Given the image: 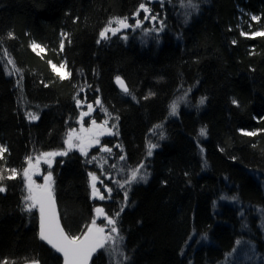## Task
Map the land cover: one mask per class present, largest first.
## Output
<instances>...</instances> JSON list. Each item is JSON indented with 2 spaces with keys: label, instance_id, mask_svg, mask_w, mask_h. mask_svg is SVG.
I'll list each match as a JSON object with an SVG mask.
<instances>
[{
  "label": "trees",
  "instance_id": "1",
  "mask_svg": "<svg viewBox=\"0 0 264 264\" xmlns=\"http://www.w3.org/2000/svg\"><path fill=\"white\" fill-rule=\"evenodd\" d=\"M193 3L0 0V145L8 149L0 173H18L0 182V261L63 264L39 238L37 211H21L20 173L27 157L64 151L53 189L67 233L81 237L100 207L123 237L116 254L103 250L92 264H264V35H252L264 32V0ZM125 16L142 23L100 38L111 18ZM49 61L71 75L60 79ZM86 100L95 112L81 117ZM107 115L117 148L69 149L80 122ZM99 155L129 169L143 164L146 181L131 184L126 200L122 191L94 200L89 173L98 170L88 162Z\"/></svg>",
  "mask_w": 264,
  "mask_h": 264
},
{
  "label": "snow or ice",
  "instance_id": "2",
  "mask_svg": "<svg viewBox=\"0 0 264 264\" xmlns=\"http://www.w3.org/2000/svg\"><path fill=\"white\" fill-rule=\"evenodd\" d=\"M187 6L190 9H196L198 5L193 3V0H187ZM139 10H143L145 13H148L150 9H148L145 5V3H141L139 5ZM153 20L156 19L155 16L151 17ZM128 17H113L111 18L107 25L104 27V29L99 33V36L102 40H107L109 39V33H111L113 36L116 35L121 31V29H126V28H135L139 27L142 23L139 19H137L135 25H130L128 21ZM144 19H149L147 15H145ZM253 20L259 19L256 16L252 17ZM115 24V26H113ZM242 35H247V33H241ZM65 36L67 34H64ZM254 36H262L264 35V32H255L252 33ZM9 38H13V34L9 33L8 34ZM126 39V37H124ZM70 42V41H69ZM98 43L100 42L99 40L97 41ZM235 43V41H233ZM64 45L61 43L60 48L61 50L63 49ZM38 48H40L39 45H37L35 42L32 44V49L33 51H36ZM43 51V49H40ZM4 55L8 56L7 50H4ZM8 64H14V61L11 58H8L7 60ZM49 64L52 66V70L56 72L59 76L60 79H65L66 76H70V73L67 74H62L61 69H64L66 67V64L64 62H61L59 65V68L57 67L56 64H53L51 61H49ZM117 82L121 84L122 89L124 92H128V88L124 85L123 81L121 80L120 77L116 78ZM204 102L203 98H201L200 103L202 104ZM81 101L77 100V104L79 105ZM97 104L100 103V101L97 99L96 101ZM233 103H237L235 100H233ZM89 112L92 111V105H88ZM176 109H177V104L173 102L171 105V114L175 115L176 114ZM89 113L88 112H82L81 117L87 116ZM28 118L30 120H35L38 119V116L34 113H29ZM105 124L107 121L104 122ZM93 126H96V122L93 120L92 121ZM115 127V125H113ZM159 127V126H157ZM90 133L94 132L93 129H88ZM201 135H205L206 131L205 129L200 130ZM246 135H256L255 132H247L245 133ZM104 135V131H97L94 132L93 135L87 138L85 140L84 137H77L79 140V144H73V135L71 132L68 133V139L66 143L69 145V149L72 147H79L80 151L87 155V147L92 146L93 144H99V136ZM156 145H149V150H148V155L150 156L152 154L151 149L155 148ZM105 152H111L110 148L104 147L102 149ZM8 149L4 145H0V160L4 159V153H6ZM67 152H50V153H43L42 155L45 157H54L57 155H66ZM29 162V167L24 168L22 170V173L20 175L23 176L26 187H27V195L23 196V202L24 206L22 207L21 211L31 213L32 209L39 206V212H40V229H39V238L43 241H45L47 244L51 245L52 248H54L56 251L60 252L63 254L64 258V264H88L89 259L92 257L94 253H96L98 250L105 249L107 250L108 254L111 256L115 249L114 247H108V242L109 241H115L116 238L118 237L120 241L123 240V237L119 235V229L116 227L117 220L114 219L113 217L107 216V214L104 212L103 208L97 207L95 209L96 213L98 215H103L105 219L107 220V225L104 227L96 225L95 219L92 221V226H89L88 231L84 233L83 238L78 237V236H69L68 234L65 233L64 229L60 227L59 222L56 218V213H55V201L52 196V190H51V173L48 174V176L45 178L46 181H49L48 184H46L43 188V190L39 193L35 191L34 188V181L31 179V172L30 169L33 167L31 161L32 157H27L26 158ZM95 159V157H93ZM125 159L124 156L120 157V160L123 161ZM39 162V158H37V163ZM46 163H51L50 160H46ZM114 167V166H113ZM144 165L140 164L139 166L135 168L129 169V176L124 180L123 183H120L117 181L119 184L120 188H124L125 185H131L134 182H138L140 180L146 181V174L141 175L140 174V169L143 168ZM11 174L8 176L3 175L0 173V182L6 180V179H15L18 175L17 170L15 168L12 169H7ZM123 171V169H122ZM90 177V182H91V188H92V196L99 197V199L103 200L105 199V195L100 192V189L97 188L96 182L99 180V177L95 173H89ZM102 183V181H101ZM36 188H39L40 186H35ZM107 192L111 193L112 189L108 188L105 185ZM6 189L0 183V192H4ZM125 200L127 199V191L124 193ZM110 198V197H107ZM233 200L236 198L233 197ZM123 211V208L120 209V211L116 212L114 215L115 217H119L120 212ZM108 225H111L110 231L106 234L105 233V227ZM115 233L116 237H113L112 234ZM205 239L207 238L206 236L204 237ZM122 254V253H121ZM124 259H127L125 256ZM0 264H9V261L6 259L3 261H0ZM14 264V262H13ZM32 264H38V261H33Z\"/></svg>",
  "mask_w": 264,
  "mask_h": 264
},
{
  "label": "water",
  "instance_id": "3",
  "mask_svg": "<svg viewBox=\"0 0 264 264\" xmlns=\"http://www.w3.org/2000/svg\"><path fill=\"white\" fill-rule=\"evenodd\" d=\"M152 1L153 2H158V0H152ZM121 80L123 81L124 85L128 88V91H129V87H128L127 82L123 78H121ZM116 85H117V87L119 88L120 91L124 92L123 89H122L121 84L118 83L117 80H116ZM124 93H126V92H124ZM59 152H64V151H59ZM64 156L65 155H63V156L57 155V156H54V157H45L43 155L36 156L31 161L33 167L30 169V172H31V179H32V181H34V188H35V191L37 193L41 192L43 190L44 186L49 183V181H46L45 178L48 176L49 173H51V190H52L53 199L55 201L56 218H57V220L59 222L60 227H62L64 229L65 233L68 234L67 231H66V229L64 228V225H63L62 220H61V215H60V210H59L58 202H57L56 195H55V192H54V189H53V186H54V183H55V174L52 172L56 168V165H57L58 161L60 159H62ZM37 158H39V162L38 163H37ZM46 160H50L51 161L50 165H49V163H46L45 162ZM27 167H29V164L26 166V168ZM45 169H48L49 172L45 173ZM40 181H42V182H40ZM35 186H40V187L39 188H36ZM25 187H26V184H25ZM26 191H27V187H26ZM32 211H37L38 217H39V223H40L39 206L37 205V207L33 208ZM94 219L96 221V225H98V226L104 227L105 225H107V220L105 219V217L103 215H97L96 214L95 217H94ZM102 220H105V223L104 224L100 223V221H102ZM89 226H92V222H91V224ZM89 226H88V228H89ZM88 228L86 229V231L84 233H86L88 231ZM110 228H111V225H108L107 227H105V233L106 234L110 231ZM39 229H40V226H39ZM83 235L81 236V238H83ZM112 236L114 237L115 236V233H113ZM43 242L47 246H49L52 250H54L57 254H59L62 257L63 264H64L63 254L60 253V252H58V251H56L54 248H52L51 245L47 244L45 241H43ZM111 242L112 241H109L108 242V246L111 244ZM103 250H105V249L98 250L96 253H94L92 255V257L89 259L88 264H92L93 263V260L95 259V257L100 252H102ZM26 264H32V262H29V263H26ZM38 264H41V263L38 261Z\"/></svg>",
  "mask_w": 264,
  "mask_h": 264
},
{
  "label": "rangeland",
  "instance_id": "4",
  "mask_svg": "<svg viewBox=\"0 0 264 264\" xmlns=\"http://www.w3.org/2000/svg\"><path fill=\"white\" fill-rule=\"evenodd\" d=\"M163 1L164 0H158V2H161V3H163ZM154 3H156V2H154ZM148 17H149V20H151V15L150 14H148ZM114 26H115V24H114ZM58 68H59V66H58ZM60 71H61L62 74H66L65 69H61ZM87 116H89V114ZM106 117H107V120L110 121L111 126L115 130V132L118 133V127L116 125V121H115V123H112L111 122V118L108 115ZM113 125H115V127H113ZM68 147H69V145H68ZM88 163L90 164L91 168L96 167L97 170H98V173H95V172H91V173H95L99 177V180L96 182V186H97V188L100 189V192H101V188L105 187V185H106L108 188L112 189V192H114V191H122V193L124 195L125 191H127V189L129 188V185H125L124 188H120L119 184L117 183V181H119L120 183L124 182V180L129 176V171H128L129 168H125L122 165H119L118 163L117 164H112L111 161L109 163L107 157L103 156V155L96 156L95 159H90ZM113 169H115V171H114L115 175H113L112 173H109L110 170H113ZM122 169H123V171H122ZM140 174L141 175H145L146 174L143 168L140 169ZM109 180H110V183H111L110 186H109V184H106V181H109ZM101 181H102V183H101ZM140 181H143V180H140ZM140 181H138V182H140ZM91 193H92V188H91ZM104 195H105L106 198L103 199L102 201H100L101 199L99 200V197H95V198L93 196L92 197H93L94 200H97L100 203L107 202V201H109V199H111V195H107V194H104ZM107 197H110V198H107ZM104 212L106 213L105 210H104ZM114 237H116V234H115ZM113 243L114 242L112 241L110 246L114 247L115 249H117L113 245ZM117 251L118 250L114 251L113 254H116ZM113 258H115V257H113ZM114 261L119 263L115 259H114Z\"/></svg>",
  "mask_w": 264,
  "mask_h": 264
},
{
  "label": "flooded vegetation",
  "instance_id": "5",
  "mask_svg": "<svg viewBox=\"0 0 264 264\" xmlns=\"http://www.w3.org/2000/svg\"><path fill=\"white\" fill-rule=\"evenodd\" d=\"M89 103L85 102V106L88 108ZM89 115H93L94 108L92 106V111L89 112V108L88 111ZM96 122V126L94 127L92 124V121H82L80 122L81 124L79 125L78 128H75V130L73 131V140L72 143L73 144H79V140L77 139V137H84L85 140H87L88 137H90L91 135L94 134V132L97 131H104V135L99 136V144H93L90 147H87V155H90L91 153L95 152V151H100V152H104L102 149L104 147L110 148L111 151H113L112 146H114L115 148H117V143L114 141L116 138V132L115 130L112 128L111 123L109 120H107L106 118L101 119L100 121L94 120ZM107 121V123L105 124L104 122ZM88 129H93L94 132L90 133L89 131H87ZM80 149V148H79ZM84 154V153H83ZM85 155V154H84ZM59 163H57L56 168L52 171L54 174L57 171V168ZM49 172L48 169H45V173ZM42 182V181H40ZM106 184H110V180L106 181ZM101 192L103 194H107V195H111V197L113 196V192L108 193L106 187L101 188ZM100 200V199H99ZM102 201V200H100ZM100 223L104 224L105 220L100 221Z\"/></svg>",
  "mask_w": 264,
  "mask_h": 264
}]
</instances>
